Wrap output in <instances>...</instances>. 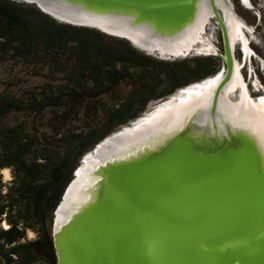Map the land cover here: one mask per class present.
Masks as SVG:
<instances>
[{"label":"water","instance_id":"obj_1","mask_svg":"<svg viewBox=\"0 0 264 264\" xmlns=\"http://www.w3.org/2000/svg\"><path fill=\"white\" fill-rule=\"evenodd\" d=\"M15 1L35 4L62 22L126 38L146 53L174 58L94 20L110 14L166 36L194 18L200 0ZM205 1L223 38V51L211 53L223 65L210 75H222L210 107L173 131L125 146L122 139L130 135L126 128L134 119L82 156L53 212L57 264H264V145L255 131L234 124L218 109L237 56L223 9L217 0ZM224 2L238 15L233 0ZM117 141L122 144L118 152L113 150ZM92 157L101 161L84 199L63 208Z\"/></svg>","mask_w":264,"mask_h":264},{"label":"trees","instance_id":"obj_2","mask_svg":"<svg viewBox=\"0 0 264 264\" xmlns=\"http://www.w3.org/2000/svg\"><path fill=\"white\" fill-rule=\"evenodd\" d=\"M11 59L65 77L40 90L0 91V264H57L51 219L82 156L139 117L152 100L213 75L223 65L215 55L160 58L126 38L62 22L35 4L0 0V62ZM124 86L130 90L123 96ZM105 95L114 102L93 124ZM20 112L27 119L40 114L49 122L39 128L27 119L8 120ZM75 115L88 120L81 130L71 126ZM6 167L13 173L10 182L3 179ZM29 229L37 236L28 238Z\"/></svg>","mask_w":264,"mask_h":264},{"label":"bare ground","instance_id":"obj_3","mask_svg":"<svg viewBox=\"0 0 264 264\" xmlns=\"http://www.w3.org/2000/svg\"><path fill=\"white\" fill-rule=\"evenodd\" d=\"M217 2L223 9L234 50L240 44L245 59L248 60L252 54V48L245 31L247 23L242 17H239L232 11L225 4L224 0H217ZM243 2L249 3V0H243ZM211 15L212 12L209 5L205 0H200L194 18L173 34L166 36L145 25H130L125 18L113 17L110 14L98 15L96 16L98 20L94 21L109 30L127 34L137 44L147 46L150 49L158 48L163 54H175V57L179 58L190 55L192 51H195L197 54L217 52L216 44L212 41H207L204 37L207 25L211 21ZM91 21L93 22V19ZM106 24L113 26L109 27ZM243 63L242 60L236 58L235 72L231 81L222 92L218 109L226 119L234 124L246 126L255 131L264 145V94L258 97L253 96L248 82L244 78L242 71ZM221 76V73L217 76H207L208 78L205 77L191 83L190 86L178 90L168 100L160 102L150 111L148 110L149 112H146L144 116L137 117L136 119L138 120L135 121L136 123L132 127L129 128L125 125L128 127L126 131L130 135L122 139L123 143L125 144L131 140H150L152 137L164 134V132L173 131L180 127L193 113L208 109L212 103L214 92ZM233 95H236V98H233ZM102 148V152H106V147L102 146ZM120 148H122L121 142H114L113 150L118 152ZM100 161V158L94 157L87 159L79 171L77 180L71 186L67 202L63 208L68 209L73 207L74 204L84 199L85 187L89 186L95 179L91 176V172ZM2 172L4 178L9 179L11 177L9 167L4 168Z\"/></svg>","mask_w":264,"mask_h":264},{"label":"rangeland","instance_id":"obj_4","mask_svg":"<svg viewBox=\"0 0 264 264\" xmlns=\"http://www.w3.org/2000/svg\"><path fill=\"white\" fill-rule=\"evenodd\" d=\"M233 1L235 3V9L238 15H240V17H242L247 23L245 26V31L247 32L249 44L252 48V54L247 60L245 59V55L243 54L244 52H242V46L238 44L235 50L236 56L238 60H242L244 62L242 71L246 78V81L248 82L251 93L254 97H258L264 94V0H249L248 4L244 3L243 0ZM204 35L207 41H212L214 44H216L217 49H219V51H223L222 33L218 25L214 22V20L210 21V23L207 25V30L205 31ZM208 55L212 54H197L195 51H192L191 54L186 57H179L175 59L186 60L196 57H205ZM64 77L65 73L52 72L49 70L48 67L42 68L41 65L35 66L33 63L23 62L14 59L0 62V91L7 90L16 93H24L27 88H34L40 90V87L45 83L52 82L55 84L58 82H62ZM129 90L130 86H124L122 88L123 96L124 93H127ZM177 91L178 89L173 93H176ZM166 97L167 96H164L162 98L155 99L149 102L146 108L142 112H140L139 116H141L143 113L149 112L154 106H156L158 103L161 102V100L165 99ZM102 98V102L98 103L100 106L98 115H96L95 117L93 116L95 119L91 118L93 120V124H96L101 117H104L106 107L108 105L110 106V104L114 102L109 96L105 95ZM233 98H236V95H233ZM104 102L106 106L103 107L102 104ZM52 115L53 111H49L48 119H50ZM82 115H75L72 117L71 126L73 128L81 130L82 127H84V125L86 124V122H88V120H84L81 118L83 117ZM27 118V113L20 112L11 114L8 117V120L13 123L16 121L25 120ZM27 120L28 123L32 125L34 124V126H38L39 128H46L43 127V125L49 122L46 121V119H42V117H40V114H33ZM10 172L11 177L9 179L4 178L3 175V179L5 182H10L13 179V173L11 168ZM6 225L7 224L4 223L3 226ZM36 236L37 233L34 230H28V238H34Z\"/></svg>","mask_w":264,"mask_h":264},{"label":"flooded vegetation","instance_id":"obj_5","mask_svg":"<svg viewBox=\"0 0 264 264\" xmlns=\"http://www.w3.org/2000/svg\"><path fill=\"white\" fill-rule=\"evenodd\" d=\"M246 4H248V3H246Z\"/></svg>","mask_w":264,"mask_h":264}]
</instances>
